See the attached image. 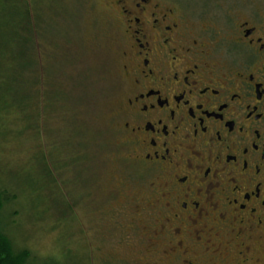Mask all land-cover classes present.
Listing matches in <instances>:
<instances>
[{
	"label": "rangeland",
	"instance_id": "obj_1",
	"mask_svg": "<svg viewBox=\"0 0 264 264\" xmlns=\"http://www.w3.org/2000/svg\"><path fill=\"white\" fill-rule=\"evenodd\" d=\"M179 1L213 26L248 4ZM115 17L105 0H0V231L28 264H152L149 249L166 244L141 212L155 177L116 128Z\"/></svg>",
	"mask_w": 264,
	"mask_h": 264
},
{
	"label": "flooded vegetation",
	"instance_id": "obj_2",
	"mask_svg": "<svg viewBox=\"0 0 264 264\" xmlns=\"http://www.w3.org/2000/svg\"><path fill=\"white\" fill-rule=\"evenodd\" d=\"M105 6L122 44L116 128L156 180L141 207L166 243L152 264H264V0L215 26L179 0Z\"/></svg>",
	"mask_w": 264,
	"mask_h": 264
},
{
	"label": "trees",
	"instance_id": "obj_3",
	"mask_svg": "<svg viewBox=\"0 0 264 264\" xmlns=\"http://www.w3.org/2000/svg\"><path fill=\"white\" fill-rule=\"evenodd\" d=\"M3 206L4 197L0 192V211ZM29 258L30 252L28 250L15 251L10 239L0 231V264H28Z\"/></svg>",
	"mask_w": 264,
	"mask_h": 264
}]
</instances>
